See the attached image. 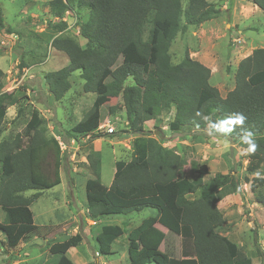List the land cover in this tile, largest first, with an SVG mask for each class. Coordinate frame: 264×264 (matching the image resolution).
<instances>
[{"label": "trees", "instance_id": "1", "mask_svg": "<svg viewBox=\"0 0 264 264\" xmlns=\"http://www.w3.org/2000/svg\"><path fill=\"white\" fill-rule=\"evenodd\" d=\"M250 2L264 13V0ZM47 6L58 19L69 10L87 11L80 21L84 47L63 32L64 22L49 25L56 33L50 48L65 55L67 64L45 73L43 80L58 102L69 91L71 76L78 73L82 92L94 96L90 109L65 133L68 140L91 138L85 145L88 218L97 222L147 208L154 211L128 231L103 225L94 238L96 251L110 255L112 243L125 235L127 264H252L244 248L219 233L225 221L217 203L248 184L254 201L264 207V48L253 49L239 61L234 87L222 97L210 85L209 68L187 52L173 63L169 53L177 34L183 36L189 27L220 16L222 11L207 0H49ZM4 28L0 11V30ZM3 78L0 70V249L10 254L38 233L30 206L43 191L61 183L64 154L58 141L45 135L39 112L18 106L15 94L4 92ZM111 99L121 100L127 133L138 136L132 140L131 159L114 163L111 184L105 186L100 179L101 154L91 144L98 138H113L98 129L102 108ZM16 106L11 124L23 123V128L6 134L7 110ZM117 107H108V113L115 114ZM169 111H173L170 131L209 130L213 134L220 133L213 124L242 113L246 119L234 126L230 137L246 151L242 138L253 134L257 148L246 152L245 169L261 175L241 181L234 173H217L205 182L207 166L191 161L195 176L187 179L185 157L144 134L145 122ZM27 192L33 194L26 196ZM75 239L82 241L80 235ZM68 243L48 244L50 256L41 264H73L63 252L76 241Z\"/></svg>", "mask_w": 264, "mask_h": 264}, {"label": "rangeland", "instance_id": "2", "mask_svg": "<svg viewBox=\"0 0 264 264\" xmlns=\"http://www.w3.org/2000/svg\"><path fill=\"white\" fill-rule=\"evenodd\" d=\"M48 1L0 0V11L5 27L0 30V70L4 74V92L14 93L18 98V106H31L39 112L40 117L44 119L43 129L47 137H59L64 141L66 146L63 150L61 178L70 184L63 187L58 185L43 191L31 204L30 210L38 233L21 242L13 253L5 254L0 249V264H41L50 256L48 244L54 242L64 245L72 242L73 245L75 241V246H69L63 252L66 257L72 263H80L76 259L77 251H74L77 249L87 261L95 264L96 248L88 245L93 241L95 226L90 236L85 235L83 229V225L88 223L87 220L91 221L87 215L84 194V184L89 177L85 145L91 138H78L71 144V140L65 135L66 131L90 109L94 96L82 92V80L78 73L71 76L70 89L58 102L52 99L43 80L45 73L57 71L67 64L65 55L50 48L49 44L56 37V33L50 30L49 25L64 22L63 32L77 38L78 43L84 47L85 40L80 37V21L87 17V11L69 10L64 14L63 21L62 18L50 15ZM207 1L222 11L220 16L198 27H189L183 36L177 34L169 53L173 63L180 62L187 52L191 58L207 66L211 71L210 85L225 97L234 87L233 74L239 61L250 55L253 49L264 48V13L250 0ZM6 28L12 32L5 31ZM121 105L120 99H111L101 111L100 124L108 121L114 129L113 138H98L91 144L94 151L101 154L100 179L105 186L111 183L115 171L114 163L128 162L131 159L132 140L138 136L127 133L126 116L124 111L120 110ZM18 106L7 110L4 120L6 134L20 132L23 128V123L11 124ZM110 106H118L119 109L115 114H110L108 113ZM172 119L173 111H169L145 122L144 134L160 142L162 147L173 149L185 157L187 165L184 170L187 179L191 180L195 176V172L190 169L191 161L207 166L205 182L217 173H234L241 181L243 177L251 179L261 175V172L253 174L246 172V152L231 139L230 132L220 131L213 134L209 130L194 129L170 131L168 124ZM3 172L7 173L8 169H4ZM240 193L239 196L235 194V197L239 200L241 196L244 204L231 202L233 208L254 201V194L249 191L248 184L242 185ZM243 193L246 198L242 196ZM31 194L33 192H27L26 196ZM223 206L222 203L218 204L220 208ZM257 208L259 214L253 213L254 223L248 216V211L242 215H245V226L244 233L240 236L246 250L251 249L255 253L259 247V251L264 253V249L261 248L264 243V208L260 205H257ZM2 214L0 211V221ZM151 214H154V211L147 208L139 213L107 216L102 221L103 224L118 225L122 228L135 227ZM242 216L240 217L243 218ZM248 223L251 224V228L248 227ZM77 235L88 240V244L77 241L75 239ZM256 241H259L261 247L258 243L257 246ZM105 259L106 264L128 263L125 248L118 246H115V253L107 255ZM255 260L261 261L262 257L257 254L253 261Z\"/></svg>", "mask_w": 264, "mask_h": 264}, {"label": "crops", "instance_id": "3", "mask_svg": "<svg viewBox=\"0 0 264 264\" xmlns=\"http://www.w3.org/2000/svg\"><path fill=\"white\" fill-rule=\"evenodd\" d=\"M205 66V65H204ZM207 67V66H206ZM246 152V151H245ZM187 165V164H186ZM185 168V167H184ZM112 181V180H111ZM70 182L67 181V180H62L61 178V183L59 184V186L63 187L64 185H67L69 186ZM111 184V183H110ZM246 185V184H245ZM249 188V186H248ZM250 191V190H249ZM238 194H241V193H238ZM237 194V195H238ZM253 195V193H251ZM239 196V195H238ZM242 196H245V194L243 193ZM241 197V196H240ZM239 197V200H237V198L235 197V194H232V195H228L226 196L225 198H223L221 201H219L217 203V208L219 209V211L221 212V214L223 215V218H224V225L218 230L219 233L224 236V237H227L229 238L230 240H232L234 243L237 244V246L241 247V248H244V251L246 252V254L248 255V257L251 258L252 260V264H264V253H261V250L259 251V247H257V251H255V253L252 252L251 249H245L244 245H243V241H242V237L240 236V234H243L244 233V221H245V215L242 216L245 212L248 211V216L251 217V221L254 223L255 221L252 219L253 218V213L255 212L256 215L259 214V210L257 208V205H260L258 203H256L255 201H252V203H248L244 206H240V207H237V208H233L231 206V202L233 203H240L241 205L244 204V202L241 200V198ZM244 198V197H243ZM246 198V196H245ZM253 198H254V195H253ZM222 203L224 206L223 208H220L218 207V204ZM261 206V205H260ZM263 207V206H262ZM264 208V207H263ZM154 214H151L150 216H152ZM233 215H237V217L233 216ZM229 216V217H228ZM232 216V217H231ZM240 216H242L243 218H241ZM149 217V216H148ZM259 219H260V223L262 224V227H263V223L261 221V218H260V215H259ZM88 223L87 224H84L83 225V229L85 230L84 234L87 235V236H90L91 234V231L93 230V227L95 226V229H94V234H93V241L88 244L87 241L84 237L81 236L82 238V241L81 243L84 241L86 242L90 247H94L95 246V242H94V238L96 236V234H98L99 231L97 230H100V228L103 226V225H106V224H103V221L102 220H99L97 222H94V221H89L87 220ZM92 223V224H90ZM100 223L102 225H100ZM141 223V222H140ZM139 223V224H140ZM138 224V225H139ZM138 225H136L135 227H137ZM135 227H131V226H127L125 228H123V230L125 231H128V230H131ZM248 227L251 228V224L248 223ZM162 231L165 232V230L161 227H159ZM259 244V241L257 242L256 241V244ZM257 244V246H258ZM260 245V244H259ZM115 246H118L120 248H125V252L127 254V258H128V245H127V239L125 237V235L121 236L120 238H118L117 240H115L113 243H112V253L111 254H114L115 253ZM261 247V245H260ZM262 249H264V243H262ZM72 249V248H71ZM70 250V249H69ZM74 251H77L76 252V256H77V260L78 262L80 263H74L73 264H87V263H91V261H87V259L81 254L79 253V250L77 249H74ZM72 251V252H74ZM74 254V253H73ZM257 254L258 256L260 255L262 257V260L261 261H253L254 258L257 257ZM263 254V256H262ZM107 256V255H106ZM106 256H103L101 255V257L99 258V261L100 262H104L105 263V257ZM259 258V257H258ZM97 260H95V264H97L96 262ZM258 262H261V263H258ZM106 264V263H105Z\"/></svg>", "mask_w": 264, "mask_h": 264}, {"label": "clouds", "instance_id": "4", "mask_svg": "<svg viewBox=\"0 0 264 264\" xmlns=\"http://www.w3.org/2000/svg\"><path fill=\"white\" fill-rule=\"evenodd\" d=\"M246 117L242 113H234L226 119L219 120L212 127L217 128L219 131H232L235 125H243ZM242 143L246 144L248 147L246 149L247 153H254L257 148V144L254 141L253 134L251 132L246 133L242 138Z\"/></svg>", "mask_w": 264, "mask_h": 264}, {"label": "built area", "instance_id": "5", "mask_svg": "<svg viewBox=\"0 0 264 264\" xmlns=\"http://www.w3.org/2000/svg\"><path fill=\"white\" fill-rule=\"evenodd\" d=\"M62 19H63V18H62ZM63 21H64V19H63ZM78 34H79V33H78ZM78 34H77V35H78ZM98 129H99L100 131H104V132L109 133V134H113V131H114V129L110 126V124L108 123L107 120H106L104 123L100 124V126H99ZM55 139L58 141V144H59V146H60V149H61L62 152H63V150L65 149V146H66L65 143H64V141L61 140L59 137H55ZM70 143H71V144H74V141L71 140ZM94 257H95V260H97V261H96L97 264H105L104 262H100V261H99V258L101 257V255H100L98 252L95 253Z\"/></svg>", "mask_w": 264, "mask_h": 264}, {"label": "water", "instance_id": "6", "mask_svg": "<svg viewBox=\"0 0 264 264\" xmlns=\"http://www.w3.org/2000/svg\"><path fill=\"white\" fill-rule=\"evenodd\" d=\"M156 134H158V132H156Z\"/></svg>", "mask_w": 264, "mask_h": 264}]
</instances>
